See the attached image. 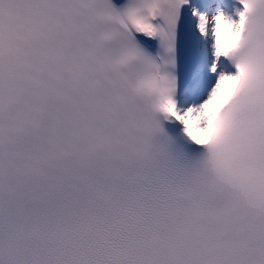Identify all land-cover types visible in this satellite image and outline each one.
Instances as JSON below:
<instances>
[{"label":"snow or ice","instance_id":"obj_1","mask_svg":"<svg viewBox=\"0 0 264 264\" xmlns=\"http://www.w3.org/2000/svg\"><path fill=\"white\" fill-rule=\"evenodd\" d=\"M0 264H264V0H0Z\"/></svg>","mask_w":264,"mask_h":264},{"label":"bare ground","instance_id":"obj_2","mask_svg":"<svg viewBox=\"0 0 264 264\" xmlns=\"http://www.w3.org/2000/svg\"><path fill=\"white\" fill-rule=\"evenodd\" d=\"M225 40V38H223Z\"/></svg>","mask_w":264,"mask_h":264}]
</instances>
